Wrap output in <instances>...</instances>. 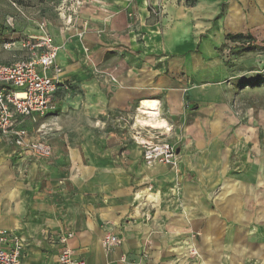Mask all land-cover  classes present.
Segmentation results:
<instances>
[{"label":"crops","instance_id":"obj_1","mask_svg":"<svg viewBox=\"0 0 264 264\" xmlns=\"http://www.w3.org/2000/svg\"><path fill=\"white\" fill-rule=\"evenodd\" d=\"M67 11L52 38L68 85L54 95L67 106L64 147L36 134V116L23 122L54 150L45 183L13 184V143L0 134V229L17 236L22 264H56L67 231L85 264L245 262L236 231L251 214L245 167L261 147L249 108L233 104L248 53L234 47L228 59L222 50L234 35L263 37L264 0H69ZM19 49L13 61L26 57ZM152 133L175 146L176 168L145 164L138 141ZM107 232L122 243L105 250Z\"/></svg>","mask_w":264,"mask_h":264},{"label":"rangeland","instance_id":"obj_2","mask_svg":"<svg viewBox=\"0 0 264 264\" xmlns=\"http://www.w3.org/2000/svg\"><path fill=\"white\" fill-rule=\"evenodd\" d=\"M68 3L69 0H0V59L13 61L18 55L24 54V51L19 49L21 41L27 35L41 33V29L47 32L52 40L54 36L58 35L57 31H60L63 25L66 26ZM250 40L252 42L249 45L235 47H239V51L248 53L245 58H242L247 65L246 72L251 71L246 76L241 74L237 78L239 92L233 104L236 110L242 111L243 107L249 108L253 140L255 139L259 143L261 149H253L251 163L245 167L252 184L251 214L246 229H238L236 236L245 243L244 245L248 249L245 252L247 260L243 263L237 261L235 264H264V35L259 38L252 37ZM7 41L13 42L11 48H4L3 44ZM244 62L241 63L244 64ZM246 82L249 84L245 85ZM66 112V105L63 109H58L54 105L43 115H37L36 121L31 123L37 135L39 134L58 149L64 147V141L68 137L67 129L70 124ZM77 123L83 124V120L78 118ZM0 141L7 143L1 137ZM7 144L11 147V156H8L7 159L11 162L10 176L13 184H16L18 180L25 181L27 187L30 183L35 184L36 181L45 183L47 173L42 174V171H48L51 164L56 162L54 150L50 157H36L24 154L13 144ZM237 162L238 160H235L236 171L242 168ZM6 165H9V162ZM25 168L31 169L30 177L24 176ZM218 184V182H214L213 188L216 189ZM223 189L224 186L221 183L217 190ZM141 206L144 208L140 215L141 220L148 222L152 217L151 209H148L146 202ZM223 232L220 231L221 234ZM186 233L188 236H196L195 232L188 231ZM122 239L119 236V244L122 243ZM148 244L149 242L146 241L145 245ZM226 254L225 252V256L223 255L225 259H227ZM144 256L146 255L144 254Z\"/></svg>","mask_w":264,"mask_h":264},{"label":"built area","instance_id":"obj_3","mask_svg":"<svg viewBox=\"0 0 264 264\" xmlns=\"http://www.w3.org/2000/svg\"><path fill=\"white\" fill-rule=\"evenodd\" d=\"M81 2L82 0H73L77 6ZM128 15L132 16V13ZM250 39H231L223 48V54L228 58L232 48L249 45L252 42ZM12 44L13 42L7 41L3 46L11 48ZM21 48L27 51L25 58L7 64L0 63V134L36 157H49L52 154L51 146L42 139H32L23 122L27 118L46 113L54 106V95L60 86L68 87L59 78V48L42 29L38 35H27L21 41ZM49 71L52 73L49 74ZM150 135L138 141L145 164H162L176 168L178 153L175 146L160 138L157 133ZM73 235V232L67 231L58 236L60 248L56 264H85V260L78 257L69 245V239ZM101 243L105 250H110L119 244V236L107 232ZM21 248L22 244L16 235L0 229V264H22Z\"/></svg>","mask_w":264,"mask_h":264},{"label":"trees","instance_id":"obj_4","mask_svg":"<svg viewBox=\"0 0 264 264\" xmlns=\"http://www.w3.org/2000/svg\"><path fill=\"white\" fill-rule=\"evenodd\" d=\"M230 38L233 39V40H234V39H241V40H242V39H243V36H241V35H234V36H231ZM249 38H250V37H249ZM249 38L247 37V39H249ZM248 84H249V83H247V82L245 83V85H248Z\"/></svg>","mask_w":264,"mask_h":264},{"label":"bare ground","instance_id":"obj_5","mask_svg":"<svg viewBox=\"0 0 264 264\" xmlns=\"http://www.w3.org/2000/svg\"><path fill=\"white\" fill-rule=\"evenodd\" d=\"M145 103H147V104H148V103H151V102H145Z\"/></svg>","mask_w":264,"mask_h":264}]
</instances>
